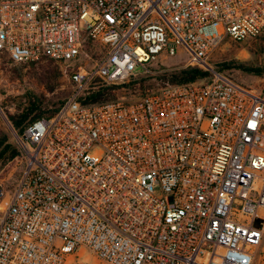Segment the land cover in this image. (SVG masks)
Listing matches in <instances>:
<instances>
[{
	"label": "built area",
	"instance_id": "1",
	"mask_svg": "<svg viewBox=\"0 0 264 264\" xmlns=\"http://www.w3.org/2000/svg\"><path fill=\"white\" fill-rule=\"evenodd\" d=\"M262 34L264 0H0V62L78 61L87 39L100 45L57 111L17 134L25 166L14 186L0 179V264H264V90L208 62ZM179 53L208 80L82 104L99 81Z\"/></svg>",
	"mask_w": 264,
	"mask_h": 264
},
{
	"label": "rangeland",
	"instance_id": "2",
	"mask_svg": "<svg viewBox=\"0 0 264 264\" xmlns=\"http://www.w3.org/2000/svg\"><path fill=\"white\" fill-rule=\"evenodd\" d=\"M96 51H100L96 46ZM96 58H90L84 54L78 61L60 62L45 59L35 65L36 69L41 65L48 67H59L62 76L59 84L54 91H48L44 85L39 83L36 78L35 68L31 63H11L8 60L0 62V129L5 131L13 140L17 139V131L8 118L9 113H15L18 105L28 96H35L42 102V109L46 113L55 109L68 97L73 89L69 79V73L77 64L90 65ZM188 57L184 53H179L173 57H160L153 67V73L147 76L146 85H150L149 90H158L163 85L157 77L164 71H173L187 66ZM208 62L214 69L221 70L223 64L225 73L237 81L259 90H264V34L258 38L248 41L235 42L226 41L218 46L210 55ZM245 68L263 69L261 74L245 70ZM210 77V76H209ZM199 81H206L208 78ZM141 79V77H136ZM121 83V82H120ZM139 94H134L125 86L118 91L117 99L132 101L139 98ZM19 162L0 160V179L12 187L21 175ZM88 254H84L86 258ZM92 261H94L92 259ZM95 262V261H94Z\"/></svg>",
	"mask_w": 264,
	"mask_h": 264
},
{
	"label": "trees",
	"instance_id": "3",
	"mask_svg": "<svg viewBox=\"0 0 264 264\" xmlns=\"http://www.w3.org/2000/svg\"><path fill=\"white\" fill-rule=\"evenodd\" d=\"M96 46H99L100 48V45L97 42L87 39L84 49L91 58L95 57L97 59L100 56V51L95 50ZM37 63L39 62L31 63L35 68L34 75L38 79L39 83L44 85L48 91H54L59 84V80L62 76V70L59 67H48L45 65H41L36 69L35 65ZM227 66V64H223L221 66V71H224V68ZM245 70L259 74L263 72V69L261 70L254 68H245ZM210 75L211 73L208 70L198 66L189 65L173 71H164L157 77V79L161 82V85L181 84L199 81L209 77ZM147 76L148 75L133 76L121 83H106L99 81L97 86L92 88L89 94L82 97L81 102L84 105H95L107 101L118 100V91L124 86L134 94H139V98H141L150 92V85H146ZM136 77H141V79L134 80ZM66 99H64V101ZM64 101H62V103ZM62 103H60V105ZM59 106L46 113L44 109H42V102L35 96L31 95L26 97V99L18 105L17 111L15 113H9L8 118L13 127L16 129L17 133L21 135L29 123L38 118L52 115L57 111ZM2 159L19 162V166L22 167V170L20 171L22 174L23 168L25 166L23 150L20 147L17 139L13 140V138H11L5 131L0 129V160Z\"/></svg>",
	"mask_w": 264,
	"mask_h": 264
}]
</instances>
